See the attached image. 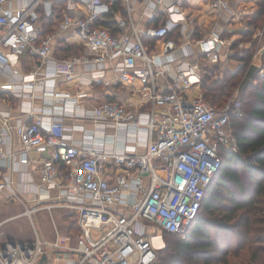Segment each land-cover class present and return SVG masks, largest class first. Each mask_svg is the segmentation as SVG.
Returning <instances> with one entry per match:
<instances>
[{
	"label": "built area",
	"instance_id": "built-area-1",
	"mask_svg": "<svg viewBox=\"0 0 264 264\" xmlns=\"http://www.w3.org/2000/svg\"><path fill=\"white\" fill-rule=\"evenodd\" d=\"M243 1L0 0V73L8 77L0 88L28 96L22 104L33 117L15 125L20 148L14 150L7 120L13 116L3 115L0 160L18 177L0 173V199L16 198L28 217L41 209L72 211L78 225L74 245L37 232L31 241L5 239L0 264H157L164 232L182 234L196 217L221 149L239 151L231 122L241 114L238 89L219 108L190 92L200 85L202 65L233 59L238 49L242 54L243 41L228 37L226 26L239 17ZM194 6L213 20L201 36L192 29L199 25ZM42 15L56 24L39 37ZM257 35L264 37V21ZM60 39L62 47L82 49L57 57ZM25 54L36 63L20 74L13 66ZM106 68L114 73L110 79ZM58 77L82 86L124 85L142 94V103L135 109L104 100L79 110L84 92H54ZM36 84L39 107L30 100ZM66 115L90 127L67 128ZM111 126L144 151L116 146L105 137ZM75 129L82 131L77 141ZM43 151L33 176L26 171L30 156Z\"/></svg>",
	"mask_w": 264,
	"mask_h": 264
},
{
	"label": "trees",
	"instance_id": "trees-1",
	"mask_svg": "<svg viewBox=\"0 0 264 264\" xmlns=\"http://www.w3.org/2000/svg\"><path fill=\"white\" fill-rule=\"evenodd\" d=\"M255 4L254 12L247 23L248 27L240 29L242 37H250L255 31L254 28L264 21V0H256ZM43 19V31H39V37L52 31L56 24V19L52 16H43ZM102 25L111 29V23L104 22ZM244 51V55L242 52L233 57L244 62L243 66L237 70L224 69L220 76L217 74L218 66H207L203 69L200 80L203 98L219 108L230 97L235 86L234 80L242 72L245 73L244 90L253 88L255 100L250 105L248 118L244 122L238 124L242 112L239 116H232V129L238 141L239 151L233 153L221 149L220 166L205 189L196 217L182 234L164 232L166 243L160 253L165 251L167 258L162 259L159 256L161 261L157 264H228L225 250L219 246L209 231L215 228L218 229V233L227 234L228 237L235 236V233H230V228L237 225L229 222L234 220L232 218L241 208H243V246L247 243L252 244L259 238H263L262 242L264 241V228L258 227V224L264 223V218L260 219L264 216V199L260 197V194L264 195V63L260 68L248 65L252 53L249 48ZM260 69L263 72L260 75L263 82L258 85L257 80L260 78L256 76V71ZM240 106L242 109L241 99ZM240 168H242L243 176H246L248 181L256 187L255 195L251 200V194L248 191L247 193L242 191L244 183L238 173ZM231 185L236 186L237 191L243 195L240 194L241 197H239L230 191L227 192ZM240 198L243 199L239 200ZM214 211L222 214L212 218ZM205 216L210 217V220L206 221ZM262 234L263 237H259ZM179 235L183 237L180 238ZM4 241L5 238L0 236V244ZM215 250L219 251V254L215 255L213 253Z\"/></svg>",
	"mask_w": 264,
	"mask_h": 264
},
{
	"label": "rangeland",
	"instance_id": "rangeland-1",
	"mask_svg": "<svg viewBox=\"0 0 264 264\" xmlns=\"http://www.w3.org/2000/svg\"><path fill=\"white\" fill-rule=\"evenodd\" d=\"M255 1L256 0H244L240 4L238 11H241V13L231 26V34H233L232 36L234 40L238 41L239 37H241L239 36L238 30L248 27V20L256 7ZM261 25L262 23L258 24L257 27L254 28L255 31L250 37L243 36L241 38V40L243 41V55L245 54L244 50L249 48L252 56H255L256 59L261 60L259 66H262V64L264 63V37L257 35L258 29L261 27ZM240 52L241 50L238 49L237 52H235L236 54H232L231 57H236V55H238L237 53ZM229 60L230 59L226 60L224 64H221L219 66V73H217L218 75L221 76V72L224 71V69H229L228 66L233 70H237L230 66L234 63V58L230 61ZM251 61L252 59L250 58L248 61V65L254 66ZM254 63H259V61L255 60ZM255 67L258 68L257 66ZM256 72V76L260 78V75L263 73L262 70L260 69ZM244 74L245 73L242 72L239 76H237V78L234 80L235 86L231 91V93H233L234 90L238 89V95L242 101L243 107L241 109V112L243 114L239 119L240 121H238V124L244 122V120L248 118L247 113L249 111V107L255 100L253 88L244 90ZM256 76L254 77L256 78ZM257 82L258 85L261 84L263 82L262 78L257 80ZM238 173L240 174L242 183H244L242 191L243 193H247L248 191L251 194V200L255 195L256 187L254 184L248 181L246 176H243L242 168H240ZM226 191L237 194L239 197H241L240 194L243 195V193L237 191L236 186L234 185H231L230 190ZM260 197L264 199L263 194H260ZM242 199L243 198H240L239 200ZM22 211L23 207L19 204L16 198L10 197L0 199V221L8 218V221H6L0 227L1 237H4L8 240L31 241L34 238L35 233L37 232L38 234H40L39 236L41 238L48 241L54 240L55 237L59 235L61 243H64L63 241L65 240V242L67 241V244H75L78 234V225L76 215L72 211L61 208H52L50 210L41 209L33 213L31 217L22 215ZM220 214L222 213L214 211V213L212 214V218L216 216L218 217V215ZM257 217L260 216L257 215ZM261 218H264V216H261L260 219ZM205 219L206 221H209L210 217L205 216ZM232 219L234 220H230L231 222L229 223L237 226H233L234 228L231 227L230 233H235V236L228 237L227 234L218 233V229L212 227V230L209 231V234L216 240L219 246L223 247L222 249L225 250L228 264H264V241L262 242L263 238H259L263 237V234L258 237V241H254L252 244L247 243L243 246V208H241L237 212L236 216ZM258 225V227L264 228V223ZM179 237L182 238L183 236L179 235ZM165 243L166 242H164V245ZM160 250H158L157 253V263L161 261V259H159V256L162 259L167 258L166 252L163 251L162 253H160ZM213 253L216 255L219 254V251L215 250Z\"/></svg>",
	"mask_w": 264,
	"mask_h": 264
},
{
	"label": "crops",
	"instance_id": "crops-1",
	"mask_svg": "<svg viewBox=\"0 0 264 264\" xmlns=\"http://www.w3.org/2000/svg\"><path fill=\"white\" fill-rule=\"evenodd\" d=\"M191 13V10H190ZM191 15H193L194 18L197 19V22L199 23V25H192V29L194 30L195 27V35L200 34V36L209 31L211 25H212V19L210 18L211 16L209 15V13L207 12V10L205 8H203L202 6L198 7V6H194L192 8V13ZM43 15L40 18V26H39V30L43 31L42 28V24H43ZM232 25H227L226 29H227V35H229L228 37L233 38V34H231L232 32ZM244 29V28H243ZM239 31V36L241 33V30ZM196 35V36H197ZM77 40V39H75ZM238 41H242L241 38L239 37ZM64 42L60 39L54 42V54L57 57H63L65 55H67L68 53H72V52H76V50H81L82 48H74V47H70V46H63ZM235 45H232V48L234 49ZM232 51V49H230ZM194 59L196 60V57H194ZM231 60V58H228ZM226 59V60H228ZM226 60H223L219 65H215V66H220L221 64H224V62ZM229 60V61H230ZM255 60H258L259 63H254ZM199 62L201 60H198ZM260 59H256V57L252 58V64L254 66H257L258 68L261 67L260 64ZM35 58L29 54H25L17 63L14 64L13 68L16 69L20 74H26L28 72H30L33 68V66L35 65ZM234 69H238L240 66L242 65V62L237 59L234 58V63L232 65ZM202 71L205 67V65H202ZM229 70L234 71L233 69H231L228 66ZM78 70H83L82 66H78L77 67ZM87 73V72H86ZM83 71V74H86ZM88 74V73H87ZM114 76V73L112 72V70L110 68H106L105 69V79H110ZM201 76H202V72H201ZM8 77L6 75H3V73H0V81H7ZM136 86H138V84H135ZM54 92L61 94L62 96L64 94H66L67 96L70 97H75V95L78 93V91L80 92H84V95H82L81 97H79V100H77V104H78V109L79 110H85L88 111L90 110L95 104L99 103L100 101H104V100H110V101H115L118 103H123L128 105L129 107H133L135 109L139 108L141 105V100L143 99V95L140 93H135L132 89H130L127 86L124 85H116V86H105L102 83H95L92 86H82L76 82H70L65 80L63 77H58L55 81L54 84ZM32 94L34 95L32 97V99H30L32 101V104L35 107H39L42 104V98H41V93H42V89L40 87V85L36 84L33 86V88L31 89ZM191 95L196 96L199 95L201 93V89H200V85L199 87H195L194 89H192V91L190 92ZM203 97V95H202ZM29 100V97L27 96H21V95H15L14 93H12L10 90L8 89H3L0 88V126L3 123V115L10 113L12 114L13 118H8V124L11 128L12 134L10 135L9 141L11 142V148L14 150H18L20 148V141L18 136L15 134L14 132V127L17 123L19 122H31L33 117L30 116L29 114H26L27 111L24 109L25 107L23 106V102L26 103V101ZM64 124L66 125L67 128H70L72 125L74 124H84L86 128H89L90 126L87 123V121H84L82 119L79 118H75V117H71L69 115H66L64 117L63 120ZM119 136L117 137V133L115 131V129L111 126V127H107L105 130V137H108L109 139H111L112 141L115 140V145L118 147H122L124 149L130 148V147H135L137 151L142 152L144 151V146L143 145H138L136 146L134 144V142L128 138L123 139L122 137V133H118ZM82 135V131L75 129L74 131H72V137L74 140L77 141V139L79 140L81 138ZM102 135V134H101ZM100 135V137H101ZM46 156V151H43L42 153H37L31 154V160L28 163L27 167H26V171H28L31 175L36 176L37 175V170H38V162L40 161V159H42L43 157ZM0 173L5 174L9 177H11L13 180L17 179L18 177V173L14 172L12 169L6 167L4 165V162L0 160ZM16 181V180H15ZM20 187V186H19ZM1 195V193H0ZM6 221H8L7 219L1 220V225H3ZM0 225V227H1ZM40 235V234H39Z\"/></svg>",
	"mask_w": 264,
	"mask_h": 264
},
{
	"label": "water",
	"instance_id": "water-1",
	"mask_svg": "<svg viewBox=\"0 0 264 264\" xmlns=\"http://www.w3.org/2000/svg\"><path fill=\"white\" fill-rule=\"evenodd\" d=\"M45 257H46V256H45V255H43V257H42V260H45Z\"/></svg>",
	"mask_w": 264,
	"mask_h": 264
}]
</instances>
